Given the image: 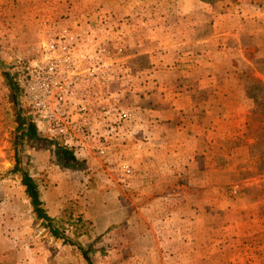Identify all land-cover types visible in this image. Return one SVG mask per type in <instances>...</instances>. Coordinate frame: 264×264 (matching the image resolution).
I'll use <instances>...</instances> for the list:
<instances>
[{
    "label": "rangeland",
    "instance_id": "1",
    "mask_svg": "<svg viewBox=\"0 0 264 264\" xmlns=\"http://www.w3.org/2000/svg\"><path fill=\"white\" fill-rule=\"evenodd\" d=\"M154 1L158 3L157 10L152 6L155 14L148 6L139 4L135 10L129 7L134 2ZM181 1L0 0L1 263L9 257L10 264H88L78 247L56 240L37 222L21 185V175L12 172L18 149L20 165L37 180L49 215L60 220L61 225L68 223L69 217L70 223L80 221L79 231L72 238L88 251L94 264H264V90L260 85L264 84V0H214L212 4L198 0L209 5L213 16L235 18L231 23L234 28L223 25L216 34V54H231L230 49L237 41L233 49L241 50L243 57L234 58L236 69L225 68L226 73L217 74L220 78H215L210 86L206 82L205 90H199L196 77L183 73L193 63L181 62V68L174 67L171 75L173 91L190 100L208 101L215 92L213 83L225 82L229 94L239 96L238 85L253 103L252 109L250 105L241 107L246 113L241 117H229L237 112L232 109L237 106H222L223 113L226 108L232 110L220 124L221 131L211 134L207 131L204 151L195 152V147L189 146L188 153L177 155V145L186 138L175 137L169 140L168 149L159 148L157 152L143 139L135 143L132 136L130 140L114 139L108 143L109 162L98 156H85L79 158L85 161L84 170H72L57 165L55 148L45 140L25 142L21 147L16 143L15 110L28 117L31 113L17 75L25 66L40 60L42 45L53 39L70 19L100 11L115 20L110 45L121 44L126 50L125 79H120L121 74L115 68L118 58L112 57L114 66L107 72L110 85L102 94L110 104L128 112L127 131H134L138 118L148 121L149 104L164 97L158 88L159 82H167L166 74L151 72L146 56L136 60L128 56L136 51L134 41L139 21L147 32L153 27L148 26L152 15H157L154 18L157 22L180 26L181 22L188 25L197 20L198 7L200 12L206 10L195 0L196 10L183 16L191 1L188 0L184 10L179 6ZM213 51L205 48V57H211ZM190 52L191 60H196V52ZM103 62L101 58L92 65ZM6 73L21 90L16 105L11 102ZM246 85L249 93L258 98L257 103L247 96ZM95 92L101 90L96 88ZM184 119L189 124L191 113ZM209 124L213 125L208 123L207 130L211 128ZM40 133L47 139H59L52 138L47 130ZM133 144H138L140 150L136 161V157L121 156L118 151L121 145L126 146V152L134 150ZM93 146L100 147L90 143ZM181 157L184 162L177 172L174 166L167 168L166 159L172 165L181 163L176 161ZM124 165L128 168H123ZM145 165L147 168L143 170ZM181 211H188L189 216L182 217ZM185 243L190 245L188 251ZM196 243L207 244V249L198 251L194 248ZM187 253L189 260L185 259Z\"/></svg>",
    "mask_w": 264,
    "mask_h": 264
},
{
    "label": "built area",
    "instance_id": "2",
    "mask_svg": "<svg viewBox=\"0 0 264 264\" xmlns=\"http://www.w3.org/2000/svg\"><path fill=\"white\" fill-rule=\"evenodd\" d=\"M114 26L115 20L103 11L70 19L42 45L40 60L17 75L38 131L47 130L52 138L61 139L78 158L88 152L105 158L110 141L132 136L125 127L128 112L102 94L110 85L107 72L114 66L112 57L118 58L115 68L125 79V47L110 45ZM101 58V65H92ZM96 88L101 92L96 93Z\"/></svg>",
    "mask_w": 264,
    "mask_h": 264
},
{
    "label": "crops",
    "instance_id": "3",
    "mask_svg": "<svg viewBox=\"0 0 264 264\" xmlns=\"http://www.w3.org/2000/svg\"><path fill=\"white\" fill-rule=\"evenodd\" d=\"M189 1H191V6L189 7L187 6L188 0H182L179 4L182 10H184L186 6L188 7H186L187 9L183 16L191 14L194 10H196V1L198 2V6H201L200 4H202L204 6L203 8H206L205 12H200L198 7V18L196 15L197 20L189 23L188 25L181 22L182 24L179 26L178 24H173L172 22H157V20H154L157 15L153 16L151 14L152 20H149L148 26H153L152 29H149L147 32L143 31L142 21H139V24L137 26L138 29L135 31L134 43L136 51H134L131 56H128V59L135 58V60L142 56L148 57L150 60L149 66L151 67V72L153 71L156 74L164 73L166 74L167 78V82H159L160 87L158 88L160 92H164V97L159 98L155 100V102H151L149 104L150 109L149 111H147L148 113H146V115L148 114L146 116L148 121H146L145 118H138L135 122L134 131L132 132V134H134L132 136L136 141L135 143H141L143 140L147 141V144L150 145V148H157L158 152L159 148H161V150L168 149L167 147H169V140H172L175 137H185L186 139L182 138L180 145H177L179 146L176 149L177 155H184L185 153H188L189 146L192 148L195 147V152L204 151V149L206 148V139L208 138L206 134L207 131H209L208 133L210 134L211 131H221L220 124L223 120L226 119V117H228V114L232 109L237 110V112L229 115V117H241L245 115L246 113L241 109V107L243 106L250 105L249 109L253 108V103H251L252 101L246 97L243 87L237 85V91L239 89V92H237V94L239 96H236L234 94H229V92L227 91L229 89L225 85V82H220V84L213 83V89H215V92L208 101H206L205 99L190 100L189 98H187V96L185 97L183 94L173 91V80L171 75L175 72L174 67H177V69L181 68V62L190 61L191 63H193L189 65L188 70L183 71V73H187L190 78L196 77L197 81H195V83L198 86L199 90H205L208 86L206 82H209L210 86V82H213L215 78H220V76L216 77L217 74L226 73V70H224L225 68H227L228 71H230V68L236 69V57H243L240 54L241 50H238V48L233 49L237 41H234L235 44L232 45V47H234L230 49L231 54L223 53L220 55L216 54L215 52L218 45L214 41L216 34L223 29V25L227 26L229 24L230 27L234 28V25H232L231 23L235 21V18H233L232 16H223L222 14H218V16L216 14L213 16V11L209 9V5L203 4L198 0ZM139 4L144 7H151L150 11H152L153 14H155L153 9H158V3L155 1L148 4H144L142 2H134L133 4L129 5V7L131 10H135V7ZM161 5L163 6L164 4L161 3ZM152 6L156 7L152 9ZM206 29L208 30L207 34ZM236 38L237 35H234V40ZM205 48L214 50L213 55L210 54L213 57H205ZM190 50L196 52V60H191L192 56L190 55ZM180 51H182V53H180ZM191 75L193 77H191ZM234 89L235 87L232 88V90ZM216 90L219 91L216 92ZM224 94H227V96L223 99L222 97ZM222 106L237 107H233L232 109L226 108L224 109L226 112L223 113ZM189 112L191 113L192 121H189V124H186L184 118L189 114ZM225 114L227 115L223 118V115ZM179 122L182 123L179 124ZM143 123H147L148 126L144 125ZM208 123H213V125L209 124V127L211 128L207 130L206 128L208 126ZM131 137H129L128 140H130ZM187 139H191L195 143L185 142L184 144V141H188ZM215 144L216 141L213 142V145ZM137 145L138 144H133L134 150L127 151L128 153L125 150L126 146L121 145L118 147L119 154L121 156L130 154L131 156L136 157V161L137 158H140V150ZM110 149L111 147H109L107 150V156ZM192 152L194 151L192 150ZM88 156L96 158L97 155L95 153L88 152L86 154V157ZM105 161L109 162L110 160L108 157H105ZM166 161L167 168H170V166H174L173 170L174 172H177V169L180 168V164L184 162V158L182 159L181 157L176 160L177 162L181 161V163L172 165H169L170 163H172L171 160L169 161L168 159H166ZM145 168H147L146 165L143 170H145ZM202 174L204 175V172H201L199 176L202 177ZM173 213L174 212H170L171 215ZM181 214L182 217L189 216L188 211H181ZM180 233L183 236L184 226L181 227ZM189 246V243H185L186 251L189 250ZM194 248H197L198 251H201L203 249H207V244L202 245L196 243L194 245ZM186 258L188 260L191 259L188 253L187 255L185 254V259Z\"/></svg>",
    "mask_w": 264,
    "mask_h": 264
},
{
    "label": "trees",
    "instance_id": "4",
    "mask_svg": "<svg viewBox=\"0 0 264 264\" xmlns=\"http://www.w3.org/2000/svg\"><path fill=\"white\" fill-rule=\"evenodd\" d=\"M204 3L212 4L214 0H201ZM8 82L9 88L11 90V102L16 105L18 100V94L21 92L17 84H15L9 74H5ZM251 76V75H250ZM262 86L261 89L264 90V84L260 83ZM249 87L246 85V93L251 99L258 102V98L252 93H249ZM26 112V111H25ZM16 116V132L15 139L19 147L23 146L25 142H34V141H47L55 148V158L57 165L65 169L72 170H84L85 161L80 160L75 152L67 147H65L61 139L51 140L42 136L38 131L37 126L30 117L20 114L15 110ZM14 174L21 175V185L23 186L25 193L30 201V204L33 208V213L36 217L37 222L41 224L45 229L49 230L50 234L56 239L63 241L64 244H69L71 246L78 247L83 253L84 258L88 264H94L91 258L88 255V251L84 250L82 245L75 241L72 237L75 236L79 231V223H70L72 218H68V223L61 225L60 220L52 218L44 206L42 200L40 186L36 179H34L28 172H25L20 165L19 151H16V162L12 170ZM9 257H6L5 260L0 264H10Z\"/></svg>",
    "mask_w": 264,
    "mask_h": 264
}]
</instances>
